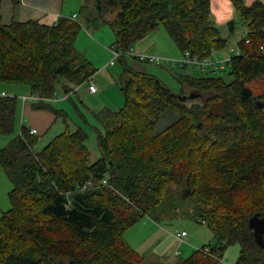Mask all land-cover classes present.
Wrapping results in <instances>:
<instances>
[{
	"label": "trees",
	"instance_id": "16d2710c",
	"mask_svg": "<svg viewBox=\"0 0 264 264\" xmlns=\"http://www.w3.org/2000/svg\"><path fill=\"white\" fill-rule=\"evenodd\" d=\"M230 1L246 27L241 53L227 63L230 80L177 73L181 95H200L181 101L122 53L117 60L125 103L95 113L97 160L91 161L82 127L67 128L40 150L38 137L23 128L0 150V164L13 183L11 207L0 213V264H147L126 233L175 186L190 190L196 216L215 237L179 264H220L235 244L236 264H264V250L248 227L255 214L264 217V108L257 104L264 102V2ZM96 5L94 21L114 15L107 23L121 52L160 27L182 53L204 58L228 44L211 0ZM235 23L228 26L234 30ZM81 28L80 21L65 17L54 25L5 24L0 0V82L29 85L46 98L58 89L72 96L98 70L76 48ZM17 104V97L0 95V134L14 132ZM167 110L175 119L159 129ZM87 180L97 186L82 190Z\"/></svg>",
	"mask_w": 264,
	"mask_h": 264
},
{
	"label": "rangeland",
	"instance_id": "374dc122",
	"mask_svg": "<svg viewBox=\"0 0 264 264\" xmlns=\"http://www.w3.org/2000/svg\"><path fill=\"white\" fill-rule=\"evenodd\" d=\"M83 2L85 5L82 4V0H66V5H69L70 7L76 6L75 9H73V12L75 11L78 14V19L82 23V28L76 40V48L78 51L87 56L96 68H99V71L95 76V84L102 94L100 97H88L87 86H83L81 90L76 88V93H73L72 96H65L63 90L58 89L57 93L62 98L55 101H59V104L63 105L62 108H65L64 111L68 113L69 116L66 123L70 126L71 130H76L79 126H81L89 134L87 144L91 150V161L93 162L100 157V151L97 146V128H99L100 125L97 121L95 113L100 112L104 108L118 110L121 109L125 103L120 85L123 66L117 59L113 58L115 56L111 53H108L106 61L103 57V53H106L107 51L106 48L113 45V42L115 41L113 29L107 23L112 20L109 19V17L113 18L114 15L104 13L102 18L100 16L97 21H94V17H99L96 0H83ZM222 3H224L223 0H221V3L218 1L214 2L212 0V11L214 10V6H218V4L219 6H223ZM231 8L234 9V5ZM213 18L217 23L214 14ZM233 19L236 21L234 30L228 26V21L218 25L221 29L222 35L228 39V44L225 49L216 50L214 51L213 56L211 53L207 57L212 56L211 58L213 60H223L225 59L223 57L227 52L230 55L234 54L232 48L236 47L238 42L246 35V27L236 12L234 13V18H232V20ZM151 43H154L155 48L157 49V51L153 50L155 55L169 57L172 59L181 58L182 56L180 49L163 27H160L157 31L150 33L144 39L136 42L132 47L136 52L143 53L141 50L143 49V44L149 46ZM172 50L177 53V56L174 55ZM153 52L150 53L153 54ZM128 61L131 66L135 64L133 62L135 59L128 57ZM140 65L145 66V68L143 67L145 72L160 78L172 90L173 94H181L183 90L182 84L177 79V73H188L194 75L195 77L222 76L228 80L231 79L229 76L230 69L227 66V63L225 64L224 69L219 71H214L210 68L203 70L196 66L186 68H169V66H165L160 63H141ZM6 85L11 84L6 83ZM22 85L26 86L25 84ZM116 93L119 95V98H121L120 106L116 105L113 101ZM186 94H189V92H186ZM75 104H77L78 108H76L77 106ZM59 119L60 122L57 128L41 137L42 140H40L39 145H37L38 150L42 149L56 134L65 130V126L62 122L64 117H60ZM174 119L175 114L172 111L167 110L163 114L158 128L160 129L167 126V124H170ZM18 134L19 129L17 128V131L14 132L11 139L18 136ZM2 204L3 207H1L0 212L9 208V206L5 207L7 206L6 204ZM144 219L146 221L156 222L164 229H168L170 231L182 232L185 230L189 235L187 239L192 237L195 242L199 244V247L197 248L210 243H215L213 231L210 229L208 224L201 222L199 217L196 216L195 199L192 197L190 190L185 191L182 187L175 186L173 190H171L164 197L163 202L156 208L149 211ZM189 255H187V257ZM239 255L240 245H231L225 252L223 262L227 264H236ZM181 257L184 259L186 258L183 255H181Z\"/></svg>",
	"mask_w": 264,
	"mask_h": 264
},
{
	"label": "crops",
	"instance_id": "0c3cea01",
	"mask_svg": "<svg viewBox=\"0 0 264 264\" xmlns=\"http://www.w3.org/2000/svg\"><path fill=\"white\" fill-rule=\"evenodd\" d=\"M213 1L221 3V0ZM253 1L255 0H247V3L250 4ZM262 1L264 2V0ZM223 2V6H219L218 4V6H214V10L212 11L218 25L225 23L226 21L229 22L232 18H234L235 8H231L233 7V5H231L232 2L230 0H223ZM82 4H84L83 0ZM75 7L76 6L70 7L69 5H66V0H2V18L5 24H10L14 20L22 22L37 20L43 24L54 25L63 17L72 18L74 15L77 16L76 20L79 21L78 14L75 11L73 12ZM111 46H108L106 48V53H103L105 61L108 57V53L113 54L110 50ZM237 48L238 44L236 47H233L232 50ZM141 50L144 53H152L153 50L157 51L154 43H151L149 46L143 44V49ZM172 52H174V55L177 56V53L174 50H172ZM229 55L230 54L227 52L223 58H227ZM113 58L117 59L115 57ZM133 62L135 63L133 67L136 70L145 72V66L140 65L143 62L137 60ZM97 69L98 72L99 68ZM97 72L93 75L94 82ZM9 84L11 85H6V82H0V95L15 96L18 99L14 129V132L17 131V128L19 129L18 135L21 134L23 128L28 131L30 128H35L38 133L34 136L38 137L37 145H39L40 140H42L41 137L44 134L57 128L60 122V117H64L62 122L65 126V130L70 128V126L66 123L69 116L68 113L64 111L65 108H62L63 105H60L59 101H55L62 98L58 93L54 95L53 98H46L33 93L29 85L27 86L25 84L26 86H24L16 83ZM83 86H87L88 89L87 82L76 88L81 90ZM101 94L102 92L99 90L96 93H91L87 90L88 97H100ZM113 101L116 105H121V98H119L117 93L115 94ZM75 105L77 106V104ZM76 108H78V106ZM14 132L11 134H0V150L13 139H11V137ZM12 188L13 183L0 164V209L3 207L2 203L7 205L5 207L9 206L8 209H10L11 204L8 194ZM7 210H3V212ZM180 233V231L177 232L164 229L156 222L146 221L143 219L134 228L127 231L126 237L130 245L146 258L147 264H179L184 259L181 255L187 257V255L199 247V244H197L192 237L187 239L189 237L188 233L186 237H180ZM220 264L227 263L223 262L222 259Z\"/></svg>",
	"mask_w": 264,
	"mask_h": 264
},
{
	"label": "built area",
	"instance_id": "2783aa9c",
	"mask_svg": "<svg viewBox=\"0 0 264 264\" xmlns=\"http://www.w3.org/2000/svg\"><path fill=\"white\" fill-rule=\"evenodd\" d=\"M76 17L77 16L74 15V16H72V19L76 20ZM110 50L112 51L115 58L119 57L122 53H124L128 57H130L131 59H135V60L140 61V62L160 63V64H163L165 66H173V67H179V68L196 66V67L201 68L203 70L210 68L211 70H214V71H219L221 69H224L225 64L231 60L232 56L239 55L241 53V51L238 47L237 49L232 50L234 52L233 55H229L227 58H225L223 60H218V59L213 60L211 57L213 56V53L216 50L212 51L211 57L202 58V57H199L198 55L192 54L190 51H185L184 53H182L181 58H175V59H172L169 57H162V56H158V55L151 54V53H144V52L139 53V52H136L133 47H130L125 52H121V51H118L114 45H112ZM87 83H88V90L91 93H96L98 91V88H97L95 82L93 81V77L89 78ZM67 96H70V95H67ZM25 99H27V98H25ZM29 132L32 135H36L38 133L37 129H35V128H30ZM103 184L107 185V182L103 181ZM96 186H97V184H95L92 180H87L81 185L80 188L82 190H88V189L94 188ZM186 236H187L186 231H182L180 233V237H186ZM206 250H208V249H206Z\"/></svg>",
	"mask_w": 264,
	"mask_h": 264
},
{
	"label": "water",
	"instance_id": "95a60500",
	"mask_svg": "<svg viewBox=\"0 0 264 264\" xmlns=\"http://www.w3.org/2000/svg\"><path fill=\"white\" fill-rule=\"evenodd\" d=\"M181 101H186L188 99H194L199 97L200 95L197 93H189L186 95L174 94ZM257 104L264 108V102H257ZM248 227L253 233L254 242L258 248L264 250V217H261L260 214H255L248 221Z\"/></svg>",
	"mask_w": 264,
	"mask_h": 264
}]
</instances>
